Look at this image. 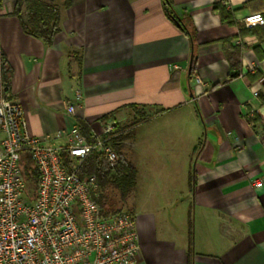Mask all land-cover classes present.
<instances>
[{
	"label": "crops",
	"instance_id": "crops-1",
	"mask_svg": "<svg viewBox=\"0 0 264 264\" xmlns=\"http://www.w3.org/2000/svg\"><path fill=\"white\" fill-rule=\"evenodd\" d=\"M49 1L60 18L46 43L26 32L17 0H0L9 96L28 133L61 148L57 133L76 121L93 136L112 120L130 131L123 156L137 177L124 203L140 264H264V28L245 23L264 0H171L195 46L162 0ZM79 92L74 119L66 105Z\"/></svg>",
	"mask_w": 264,
	"mask_h": 264
},
{
	"label": "built area",
	"instance_id": "built-area-1",
	"mask_svg": "<svg viewBox=\"0 0 264 264\" xmlns=\"http://www.w3.org/2000/svg\"><path fill=\"white\" fill-rule=\"evenodd\" d=\"M245 23L264 27V17L250 15ZM4 61L0 43V264H140L135 217L104 213L95 199L97 177L82 179L77 174L91 153L102 154L112 169L118 167L113 142L120 127L117 121L108 123L102 135H94V143L81 134L76 121L57 133L66 140L65 147L48 145L50 136L28 133L21 106L6 95ZM195 82L202 80L197 76ZM253 92L259 97L257 89ZM81 101L79 92L66 105L74 119ZM63 152L71 157L73 172L66 170ZM28 158L38 174L33 189L24 174Z\"/></svg>",
	"mask_w": 264,
	"mask_h": 264
},
{
	"label": "trees",
	"instance_id": "trees-1",
	"mask_svg": "<svg viewBox=\"0 0 264 264\" xmlns=\"http://www.w3.org/2000/svg\"><path fill=\"white\" fill-rule=\"evenodd\" d=\"M163 7L166 15L169 19L175 22L180 29L189 37L192 44L195 46L197 40V31L193 26L189 16L185 18L179 17L172 5L171 0H162ZM216 12H219L222 19L228 21L229 14H226L224 7L220 4L214 7ZM25 13V19L23 25L26 32L34 37L42 39L46 43H51L56 33L59 30V14L57 12V6L49 0H17L16 2V14L21 15ZM264 17V15H263ZM232 21H230L231 23ZM264 27H262L263 29ZM196 66V55L195 52L192 55L190 63V74L193 76L194 69ZM5 61L3 67V77L5 83L6 95L9 96V79L6 74ZM234 71L231 77H237L240 75L241 69L239 63L234 64ZM259 98L261 94L259 93ZM81 134L88 140L89 143H94L95 139L91 134L89 127L78 121ZM131 136L130 131L121 129L119 127L118 136L114 139L116 149L118 146L123 148L124 143L129 140ZM120 161L116 169H112L105 157L99 153H91L88 155L77 168V174L80 178L86 179L91 176H96L98 179L99 192L96 201L102 207L104 213H117L115 209L109 207L108 189L114 188L120 194L123 202H125L136 186L137 171L131 163H129L121 153L119 152ZM63 164L68 172H73L74 164L71 157L67 152L62 154ZM27 161L31 164L29 158ZM24 174L28 182V187L33 188L38 174L31 166L24 165Z\"/></svg>",
	"mask_w": 264,
	"mask_h": 264
},
{
	"label": "rangeland",
	"instance_id": "rangeland-1",
	"mask_svg": "<svg viewBox=\"0 0 264 264\" xmlns=\"http://www.w3.org/2000/svg\"><path fill=\"white\" fill-rule=\"evenodd\" d=\"M129 147V141L127 140L126 143L123 145V148H120V146L117 147V153L119 155V152L121 150V153L123 155L127 152V149ZM120 157V155H119ZM24 165L31 166V164L27 161V159L24 161ZM33 189V188H32ZM108 198H109V207L115 209L117 212H129V207L127 203H124L120 197V194L117 190L114 188L108 189Z\"/></svg>",
	"mask_w": 264,
	"mask_h": 264
}]
</instances>
